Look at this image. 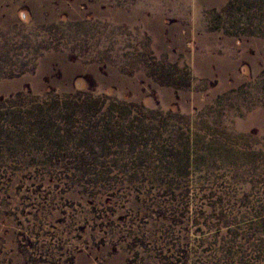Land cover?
I'll list each match as a JSON object with an SVG mask.
<instances>
[{
  "label": "rangeland",
  "instance_id": "1",
  "mask_svg": "<svg viewBox=\"0 0 264 264\" xmlns=\"http://www.w3.org/2000/svg\"><path fill=\"white\" fill-rule=\"evenodd\" d=\"M0 264H264V0H0Z\"/></svg>",
  "mask_w": 264,
  "mask_h": 264
}]
</instances>
